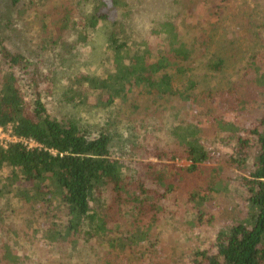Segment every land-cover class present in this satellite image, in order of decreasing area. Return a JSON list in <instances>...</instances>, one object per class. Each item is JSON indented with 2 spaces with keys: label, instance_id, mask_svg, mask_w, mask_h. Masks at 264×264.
Here are the masks:
<instances>
[{
  "label": "trees",
  "instance_id": "obj_1",
  "mask_svg": "<svg viewBox=\"0 0 264 264\" xmlns=\"http://www.w3.org/2000/svg\"><path fill=\"white\" fill-rule=\"evenodd\" d=\"M187 1L75 0L69 8L50 0H0V126H9L17 138L0 142V195L13 194L17 210L32 224L50 217L29 241L74 242L62 264H72L73 257L88 264L78 256L84 249L102 261L114 256L121 262L133 244L155 242V225L178 217L184 220L179 228L186 235L189 264H264V39L259 32H254L256 38L252 34L254 9L246 7L233 18H244V38L254 44L240 52L248 51L247 60L260 61L261 69L247 71L230 86L203 90L202 96H211L212 108L221 113L212 133L201 135L199 125L190 121L168 134L158 122L148 125L140 141L129 137L120 154L112 149L109 132L93 133L54 113V71L44 57L18 42L19 22L29 12L42 13V33L71 35L62 45L66 48L89 44L91 35L101 34L109 66L100 76L81 74L68 90L73 97L62 93L68 102L85 95L109 106L116 96L126 97L131 88L143 85L161 98L176 95L205 111L211 106L198 103L201 96L190 91L196 82L189 79L174 88L173 72L184 73L186 65L202 61L230 14L225 10L229 0H198L207 12L196 22L182 8ZM28 3L31 8H25ZM46 3L51 8L46 10ZM116 4L121 10L111 17ZM224 53L222 46L211 53L207 70L219 74L228 69L233 60ZM177 159L190 163L176 165ZM232 182L244 196L242 206H235L238 217L214 228L210 201L229 191ZM7 215L0 203V264H28L26 247L10 242L15 226ZM26 227H20L23 233ZM204 227L211 230L210 240L201 234ZM101 248L108 249L104 257Z\"/></svg>",
  "mask_w": 264,
  "mask_h": 264
},
{
  "label": "rangeland",
  "instance_id": "obj_2",
  "mask_svg": "<svg viewBox=\"0 0 264 264\" xmlns=\"http://www.w3.org/2000/svg\"><path fill=\"white\" fill-rule=\"evenodd\" d=\"M51 3H64L69 8L75 0H50ZM184 1V0H183ZM28 3L25 8H31ZM223 5V4H222ZM46 10L51 8L49 3L45 5ZM122 5H114L111 9V17L121 10ZM202 2L198 0H190L182 4V8L187 12L188 20L197 21L203 19L207 10L204 8ZM229 7V9H228ZM246 7L254 9L251 11L253 21L252 30L253 36L256 38L254 32L262 34L264 39V0H229L227 8L230 14L226 17L222 27L220 26L214 36L213 46L207 48L205 54L202 56L201 62H192L186 65L184 73H174L173 87L182 86L183 83L189 79L194 80L195 86L190 90L193 95L198 97L199 101L204 102L205 105L211 106L205 111L196 110L194 103L186 104L181 98L176 95L168 97H159L154 91L148 90L143 85H136L131 88L126 97H115L109 106H104L101 102H97L96 98L90 96L74 97L75 101L68 102L67 99L62 97V93L66 92L68 97H73L68 93L70 86L75 85V81L81 74H90L100 76L105 72L104 68L108 65L109 61L106 60V47L102 42L101 34H93L89 38V44L83 46H74L66 48L65 45L71 40V35L50 33L46 34L40 30L42 21V13L38 17L35 12L25 13V17L19 22L18 42L23 50H30L32 54H39L44 57V64L46 67L54 71L55 89L52 97L53 111L58 116H65L70 119L82 123L88 127L93 133L98 129H103L109 132L113 137L112 149L120 154L121 150L127 149V139L129 137H144V133L148 125H154L158 122H163L164 129L168 134H172L176 127L190 125V121H194L200 127L201 135L208 136L212 133L216 123L220 119L221 113L213 109L210 97L202 96L203 90L206 88L220 89V87L230 86L232 82H239L242 76L248 71L251 72L256 68H260V61H255L251 64L252 57L249 56L247 60V52H240L248 48L249 45L254 46L253 42L248 39V32L243 25L244 18L234 19L235 15H239L241 11H246ZM24 8V9H25ZM41 8V7H40ZM250 14V13H249ZM248 15L245 13L244 17ZM27 17V18H26ZM171 17V16H169ZM31 19V21H29ZM34 19V20H33ZM221 23V19L219 20ZM258 21H262L260 25H256ZM108 24V23H107ZM256 25V26H255ZM103 25L101 24L100 27ZM45 37V38H44ZM246 37L247 39H245ZM222 40V43H221ZM64 41V42H63ZM65 41H67L65 43ZM259 41V42H261ZM225 49L224 56H231L233 63L230 67L224 70L223 73H214L207 70L205 60L211 56V53ZM227 47L230 49L227 50ZM261 48V44H257ZM106 51V52H105ZM236 51L239 57H234ZM108 53V52H107ZM107 66V67H108ZM105 74V73H104ZM183 88V87H181ZM208 88V89H209ZM106 96H104V99ZM210 102V104H208ZM186 105V106H185ZM195 113V114H194ZM223 117V116H222ZM172 138V136H171ZM224 139L228 142L232 140ZM15 137L10 135V128H3L0 132V141L5 144L7 141H14ZM28 144V143H27ZM33 145V144H32ZM176 165H188L190 162L177 159L174 162ZM3 171V170H2ZM209 175V174H208ZM234 182L230 184V189L226 193H217L213 195L210 208H208L214 216L213 226L216 228L218 223L230 222L229 218L237 219V211L235 206H242L243 192L238 185ZM16 199L14 195L9 193H2L0 195L1 208L4 215L8 214L6 221L11 222L15 227L12 229L14 233H10L11 240L16 242V247H26L25 252L28 254V264H62L61 261L65 258L67 250L70 249L74 242L69 239L66 242L51 244L46 240L38 242H31L29 240L35 239L39 235V227L44 222L47 223L50 217L41 218L36 225L25 220L24 214L17 210ZM208 204H206V207ZM190 208V207H189ZM32 213V212H31ZM31 213H28L30 215ZM190 211L186 212L185 219L188 220ZM183 220V219H181ZM180 217L174 219H167L162 223L154 226L156 237L155 242L149 239L150 242L143 245L144 242L133 244V249H128L127 258L117 262L112 257H106L104 251L107 248H101V257L107 258V261H102L97 257V254L91 253L89 249H84L80 260L88 261V264H189L187 257L184 253V244L186 243V235L180 231V226L184 220L181 221ZM27 225L25 233L20 227ZM33 227V228H32ZM35 227V228H34ZM202 229L201 234L211 233V230ZM35 229H38L37 231ZM208 230V231H207ZM1 234V233H0ZM187 234V233H186ZM151 244V245H150ZM113 248V247H112ZM114 251L117 252L119 247L115 246ZM129 250L131 252H129ZM79 258V257H78ZM72 264H80L72 258ZM105 260V259H104ZM64 261V260H63ZM36 262V263H35Z\"/></svg>",
  "mask_w": 264,
  "mask_h": 264
},
{
  "label": "built area",
  "instance_id": "obj_3",
  "mask_svg": "<svg viewBox=\"0 0 264 264\" xmlns=\"http://www.w3.org/2000/svg\"><path fill=\"white\" fill-rule=\"evenodd\" d=\"M3 130V127L0 126V132H2ZM15 140H17V138L15 137ZM22 141L27 144L28 146H35L36 143H34L32 140H29V139H22ZM1 142V141H0ZM33 144V145H32Z\"/></svg>",
  "mask_w": 264,
  "mask_h": 264
}]
</instances>
